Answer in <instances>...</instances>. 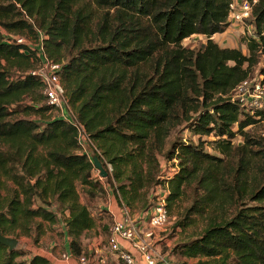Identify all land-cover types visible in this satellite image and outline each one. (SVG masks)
<instances>
[{
    "label": "trees",
    "instance_id": "16d2710c",
    "mask_svg": "<svg viewBox=\"0 0 264 264\" xmlns=\"http://www.w3.org/2000/svg\"><path fill=\"white\" fill-rule=\"evenodd\" d=\"M232 1L0 0L4 236L35 232L38 241L44 223L55 226L62 215L71 253L80 257L83 234L108 214L98 207L96 194L106 189L93 178L94 163L82 151L76 126L53 118L42 80L30 74L38 67L35 49L5 43L2 35L37 42L41 31L119 205L144 212L150 191L166 183L168 207L185 204L175 227L188 237L175 244L174 255L197 264H264V137L248 131L264 120V109L227 97L261 65L264 0L245 21L254 27L247 55L213 39L229 29ZM195 35L206 42L198 49L183 45ZM259 71L264 75V62ZM182 129L197 142L180 137ZM163 159L176 168L171 177ZM26 256L0 244V264H53Z\"/></svg>",
    "mask_w": 264,
    "mask_h": 264
},
{
    "label": "built area",
    "instance_id": "2783aa9c",
    "mask_svg": "<svg viewBox=\"0 0 264 264\" xmlns=\"http://www.w3.org/2000/svg\"><path fill=\"white\" fill-rule=\"evenodd\" d=\"M256 3L257 0H233L230 4L229 21L233 24L245 23L246 20L253 16V8ZM2 35L4 36L5 43L26 44L25 38L12 37L4 30H2ZM38 36L39 41L30 46L36 51L38 67L30 74L42 80L44 84L43 95L45 97V104L51 106L53 112L58 114L57 119H64L76 126L81 146H83V141L91 144L84 127L77 122L75 115L72 114L69 108L66 91L60 76L62 67L48 57L43 44L44 36L41 31H38ZM227 97L233 102H239L246 107L251 106L252 108L250 109H264V75L259 74L257 77L247 78L237 85ZM109 168L111 171L110 165ZM168 194L169 188L166 183L157 186L154 196L156 203L149 206L147 210L140 214L139 221H134L129 209L123 206V217L112 223L108 245L111 252L115 253L125 264H137L138 259L120 246L121 240L129 242L134 249L138 250L141 261L144 264H173L167 258L157 254L150 247L149 243L154 236V231L163 229L169 222ZM139 222H143L145 225L143 223L139 224ZM70 259V253L62 256L63 261L69 262ZM79 264L91 263L86 257L82 256L79 258Z\"/></svg>",
    "mask_w": 264,
    "mask_h": 264
},
{
    "label": "rangeland",
    "instance_id": "374dc122",
    "mask_svg": "<svg viewBox=\"0 0 264 264\" xmlns=\"http://www.w3.org/2000/svg\"><path fill=\"white\" fill-rule=\"evenodd\" d=\"M231 28H229L224 34H218L215 40L218 42L219 45H222V47H228V48H236L241 47L244 51V53L247 55L249 54L246 44L248 41V38L254 34V27L251 26L248 22L246 23H240V24H233L231 23ZM26 40V44L28 46L33 45L36 40L33 39L32 36L23 35ZM32 38V39H31ZM205 36L195 35L191 38L185 40L183 42L184 46H191L193 48L198 49L202 44L206 42ZM261 65L254 68L253 72L250 74V77H257L259 75V69L263 67L264 57L261 58ZM69 108L73 115H75L74 109L69 105ZM247 108H252L251 106H248ZM53 118L57 119L58 114L56 112H53ZM51 115V116H52ZM71 118L72 116L69 115ZM248 131L252 134H255L257 136H263L264 134V120L259 122L258 124L254 125L253 127H249ZM180 137L187 138L189 140H193L194 142H197L198 137L192 135L188 130L182 129L180 132ZM173 138L169 139V144L167 147L170 146L171 140ZM208 140H213V137L206 138ZM236 145H241L243 143V139L241 137H237L234 141ZM82 151L86 153L89 157L96 156L97 154L93 150V146L86 141L82 142ZM206 150L217 154L215 151L211 149L210 146L206 147ZM165 162V163H164ZM165 164V165H164ZM173 163L166 162L163 159V165L164 169L167 171L166 174L168 176L172 175L174 172ZM109 168V166H108ZM110 170V168H109ZM93 178L100 180V182L103 184L104 188L106 189L105 194H96V200L98 201V207L101 210H104L106 207L110 205L112 201H116L114 191L112 187L107 183L105 178H102L100 176L99 171L95 168L93 172ZM78 191L80 194V200L83 204L87 203L86 196L83 192V189L80 185H78ZM156 194V188L152 189L150 191L149 199H150V206L156 203V200L154 199V196ZM185 204L179 200L176 204H174L172 207H168V211L170 214V219L166 227H164L161 230L154 231V236L150 240V247L160 256L167 258L170 260L173 264H197L198 259H185L183 257H180L178 255L173 254V248L175 244L180 242L181 240L188 237V234L183 233L180 229L176 228V222L180 215L183 212V207ZM119 207V206H118ZM120 208V207H119ZM99 209H95L93 211V214L99 216L100 212ZM129 209V208H128ZM121 211H123L122 208H120ZM130 215L134 221H139L140 214L142 212H139L137 209H129ZM103 220L100 223V228H102V225L104 224L107 227H110L112 225L111 216L109 214L102 213ZM60 216V221L55 225H49L48 223H44L43 227V234L41 237H39L38 241L35 240L37 237V234L33 232L31 237H16L11 236V238H16L19 243L16 249L24 250L27 253L26 259H29L31 256L34 255H40L44 256L46 258H51L55 256L57 261H62V256L66 253V242L64 241L66 239V234L63 231L65 227L64 218L62 215ZM200 225H197L195 230H199ZM100 229L99 231H91L83 234L82 238V246L84 253L89 250L90 248H94V244H98V240H101V245L105 246V249L102 250L101 257L106 261L107 264H124L121 260L116 259L113 254L108 249V238L110 232H103ZM193 232V230L188 231V233ZM10 237V236H8ZM88 252V251H87ZM86 252V254H87ZM52 259V258H51ZM93 259V258H92ZM95 260V259H94ZM206 260V259H203ZM97 262V259L95 260ZM94 262V263H95Z\"/></svg>",
    "mask_w": 264,
    "mask_h": 264
},
{
    "label": "crops",
    "instance_id": "0c3cea01",
    "mask_svg": "<svg viewBox=\"0 0 264 264\" xmlns=\"http://www.w3.org/2000/svg\"><path fill=\"white\" fill-rule=\"evenodd\" d=\"M231 28V26L229 27ZM224 34V33H223ZM218 35V34H217ZM217 35H215L213 37L214 41L216 43H218L215 38L217 37ZM222 47V45H220ZM116 198V197H115ZM122 208L120 205H119V202L118 200L116 199V201H112L110 203V205L108 207H106L104 210L107 211V213L111 216V220L112 222H114L115 220H120L122 217H123V211L120 210V208ZM123 209V208H122ZM100 223L101 222H98L97 225H96V228L94 229L95 231H99L100 229H102L101 231L105 232L104 231V224L102 225V228H100ZM143 222H139V224H142ZM145 225V223H143ZM111 227V226H110ZM110 227H108V231L110 232ZM63 231L65 232L66 234V239L64 240L66 243V253H70V256H71V259L69 260V262H66V261H57V259L55 258V256L49 258L51 260V262L53 264H79V258L84 256L86 257L91 264H107L106 261L104 259H102L101 257V253H102V250L105 249V246L101 245V240H98V244H94V248H90L89 250H87V254L86 252L84 253V250H83V253L80 257H75L72 255L71 253V249H70V238L68 237L67 233H66V228L63 229ZM120 246L124 249V250H127L129 251L132 255H134L137 259H138V263L137 264H144L143 261H141V257H140V253L138 252V250L134 249L129 242L125 241V240H121L120 241ZM108 249L109 251L111 252L109 246H108ZM65 253V254H66ZM113 254V256L116 258V259H119L117 257V255L113 252H111ZM93 258V259H92ZM97 259V262H95V260ZM120 260V259H119ZM122 261V260H121ZM95 262V263H94ZM124 264L125 262L122 261Z\"/></svg>",
    "mask_w": 264,
    "mask_h": 264
},
{
    "label": "water",
    "instance_id": "95a60500",
    "mask_svg": "<svg viewBox=\"0 0 264 264\" xmlns=\"http://www.w3.org/2000/svg\"><path fill=\"white\" fill-rule=\"evenodd\" d=\"M92 160L94 163V167L100 172V176L102 178H107L109 173L104 167L103 163L99 160L98 156L97 155L93 156ZM18 243L19 241L16 238L4 236L0 232V244L7 246L10 252L16 249V247L18 246Z\"/></svg>",
    "mask_w": 264,
    "mask_h": 264
}]
</instances>
